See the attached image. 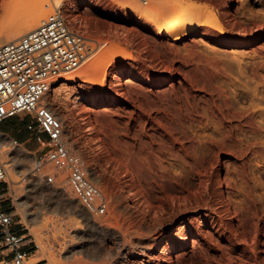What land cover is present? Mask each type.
<instances>
[{
    "label": "rangeland",
    "instance_id": "374dc122",
    "mask_svg": "<svg viewBox=\"0 0 264 264\" xmlns=\"http://www.w3.org/2000/svg\"><path fill=\"white\" fill-rule=\"evenodd\" d=\"M147 1L0 0L2 41L45 4L34 28L59 8L105 44L46 101L109 211L90 217L52 166L60 185L32 175L26 114L2 129L20 144H0L4 206L49 264H264V0ZM144 15L197 21L176 41ZM100 65L95 83L54 91Z\"/></svg>",
    "mask_w": 264,
    "mask_h": 264
},
{
    "label": "built area",
    "instance_id": "2783aa9c",
    "mask_svg": "<svg viewBox=\"0 0 264 264\" xmlns=\"http://www.w3.org/2000/svg\"><path fill=\"white\" fill-rule=\"evenodd\" d=\"M140 1L147 5V0ZM104 46L71 27L59 8L32 31L0 46V135H4L2 126L8 120L21 114L30 117L27 131L41 148L34 158L32 175L55 186L62 182L49 174L47 167L65 174L76 199L92 217L108 214V199L82 159L69 149L63 122L46 98L61 75L82 69ZM11 141L20 146L18 141ZM7 178L8 170L0 163V264H30V253L24 245L26 237L15 230V215L4 206L2 194Z\"/></svg>",
    "mask_w": 264,
    "mask_h": 264
},
{
    "label": "bare ground",
    "instance_id": "6f19581e",
    "mask_svg": "<svg viewBox=\"0 0 264 264\" xmlns=\"http://www.w3.org/2000/svg\"><path fill=\"white\" fill-rule=\"evenodd\" d=\"M6 2V1H5ZM141 3L140 0H136V3L138 4ZM4 4V3H3ZM148 1H147V5H148ZM153 4V3H152ZM139 5H142L143 7L146 6L144 4H139ZM4 8L8 7L7 3L3 5ZM45 4H41V6L37 9V11L35 12L36 14V17L33 18L32 16H27L25 19H23V21H21V23L15 27L11 32L7 33L9 35L8 38L5 40V41H2L0 40V46L3 45V44H6V43H11V42H14L16 41L21 35L25 34L26 32H29V31H32L34 26H35V22L34 20L37 18H41L42 16L45 15ZM141 7V6H140ZM161 7V6H160ZM124 8V7H123ZM155 8L154 7V11H155ZM158 8V7H157ZM144 9L146 8H143V11H145ZM152 9V7L150 8ZM162 9V8H161ZM170 10V9H169ZM141 10H140V14H141ZM164 12H165V9H164ZM165 15V14H163ZM141 18H144L146 20H148L149 22H151L152 24L156 25L157 28H158V32L157 34L158 35H163V36H166V37H173L176 41L177 40H181L183 39V33L184 31H186L192 24H194L197 20L195 18H193L192 16H187V18L183 21V23L181 25H176L175 23L173 22H167L164 26L165 29H163L162 26H160V22L157 21V20H152L150 16H147V15H144V16H141ZM201 26H205L203 24H200ZM216 27V26H214ZM5 37V36H3ZM1 39V38H0ZM4 40V39H3ZM101 70V65L100 67L96 68V72L92 75H88L86 73H83L81 75H79L78 77H70V76H65L66 78H63L61 81H64L65 82H61V84H59L58 88L55 89L54 91H59L61 90L62 88H68L70 84H75L77 83L78 81H82V82H86V83H95V78L97 77V73ZM78 71V70H77ZM75 72V71H74ZM72 73V72H70ZM67 74V73H66ZM106 81V77H104V80L102 81V83H104ZM101 84V83H100ZM124 83L122 80H120L119 82V86H123ZM102 86V85H101ZM71 88V86H70ZM11 143V140L8 136H5V135H1V145L2 146H5V145H9ZM21 151V150H20ZM21 153V152H20ZM15 167H14V172L16 174H21L22 171L20 170V165L18 164H14ZM92 176V175H91ZM68 190V189H67ZM66 194V192H65ZM71 205V204H70ZM86 213L89 215V213L86 211ZM91 217V215H89ZM181 231V230H180ZM38 240V238H37ZM40 242L42 243V241L40 240ZM140 251V250H139ZM150 258V257H149ZM137 261V260H136ZM33 264V263H32Z\"/></svg>",
    "mask_w": 264,
    "mask_h": 264
},
{
    "label": "crops",
    "instance_id": "0c3cea01",
    "mask_svg": "<svg viewBox=\"0 0 264 264\" xmlns=\"http://www.w3.org/2000/svg\"><path fill=\"white\" fill-rule=\"evenodd\" d=\"M12 120V119H11ZM9 121V120H8ZM31 122L30 117L27 115L25 119L22 120L21 129L18 131V139L21 142V145L25 147V149L32 153L35 157L39 155L40 146L34 141L33 135L27 131V125ZM19 125V128H20ZM6 123L3 124L2 129H5ZM8 132V131H7ZM21 233L22 231H18ZM24 245L26 246L25 249L30 253L29 261L36 260L33 264H49L47 259L44 258L43 254L40 253L39 249L35 250V243L32 240H28L27 236ZM1 246V245H0ZM2 253H6L2 251ZM1 260V257H0Z\"/></svg>",
    "mask_w": 264,
    "mask_h": 264
}]
</instances>
